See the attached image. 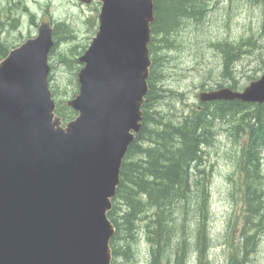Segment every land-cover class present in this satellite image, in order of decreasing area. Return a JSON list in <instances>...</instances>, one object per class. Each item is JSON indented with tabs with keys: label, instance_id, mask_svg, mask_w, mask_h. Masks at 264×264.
<instances>
[{
	"label": "water",
	"instance_id": "1",
	"mask_svg": "<svg viewBox=\"0 0 264 264\" xmlns=\"http://www.w3.org/2000/svg\"><path fill=\"white\" fill-rule=\"evenodd\" d=\"M96 1L98 30L67 101L75 118L64 124L50 89V15L0 61V264H112L108 213L142 127L155 11L154 0ZM199 97L264 103V73Z\"/></svg>",
	"mask_w": 264,
	"mask_h": 264
},
{
	"label": "trees",
	"instance_id": "2",
	"mask_svg": "<svg viewBox=\"0 0 264 264\" xmlns=\"http://www.w3.org/2000/svg\"><path fill=\"white\" fill-rule=\"evenodd\" d=\"M209 1L154 0L155 21L151 24L149 44L152 66L148 80L149 92L142 109V127L123 160L120 184L112 200L113 207L108 213L116 227L111 240L112 264H118L116 259L121 255L132 257V245L141 231H144L151 245V264H187L186 251L189 250L190 243L187 237L178 234L174 221L179 208L184 211L188 205L193 207L197 215L195 229L198 264L210 263L208 229L201 219V210H206L209 191L206 177L201 173L205 171V147L213 142L215 124L226 115L235 119L234 131L243 136V140H239L241 149L238 169L242 173V194L246 204L242 235L233 247L237 255L231 257L233 259L230 264L244 262L257 244V232L253 233L254 228L260 232L264 227V174L260 155V149L264 145V103H247L241 100L201 102L200 108H193L177 119L156 108L160 99L165 96L163 87L158 85V68L163 58L160 50L172 48V36L188 20H201L209 9ZM10 9L13 14L14 7ZM12 14L6 18L11 17L18 22V17H13ZM30 17L32 24L38 26L37 15L30 13ZM4 23L0 19V32ZM94 24L97 26L96 20ZM53 25L55 45L49 58L50 88L56 100V113L67 122L78 114L67 105V99L74 97L79 91L78 73L83 65L79 57L84 51L81 49L86 46L79 49L80 46L75 44L67 51L62 50L63 42L76 38L75 30L65 21L54 22ZM18 45L19 43H9L0 36V61ZM218 47L221 51L227 48L223 75L231 76L228 87L238 89L232 75V66L242 57V48L228 42ZM58 63L62 65L61 68ZM220 87H223L222 83L218 84V88ZM183 232H187L186 227ZM175 237L179 243H176Z\"/></svg>",
	"mask_w": 264,
	"mask_h": 264
},
{
	"label": "rangeland",
	"instance_id": "3",
	"mask_svg": "<svg viewBox=\"0 0 264 264\" xmlns=\"http://www.w3.org/2000/svg\"><path fill=\"white\" fill-rule=\"evenodd\" d=\"M258 1L260 0H210L209 9L201 20H188L172 36V48L160 50L163 58L158 68V85L163 87L165 96L156 106L158 110L162 109L177 119L193 108L201 107L200 92L218 88L220 83L223 87H228L231 76L223 75L227 48L221 51L218 47L227 42L242 48V57L232 66L238 90H243L251 81L262 76L264 3ZM11 7H14L13 14L10 13ZM100 8L101 4L97 1L85 4L81 0H0V19L5 21L0 36L9 43L21 44L38 31L39 25L32 24L30 13L37 15L39 24L41 18L49 14L53 24L65 21L75 30L76 38L63 42L61 49L67 51L75 44L81 49L85 45V49H81L84 53L98 29ZM11 14L18 17V22L11 17L6 18ZM95 20L97 26H94ZM57 65L62 67L59 63ZM234 123L235 119L230 115L220 118L215 124L212 144L205 147V171L201 175L206 177L209 195L206 210H201V219L208 229L209 264H230L233 259L231 257L237 255L233 247L241 238L245 224L246 204L242 194V173L238 169L241 149L239 140H243V136L235 133ZM260 155L264 174V145L260 149ZM196 216L191 205L184 211L179 208L175 215L174 223L178 234L190 239L189 250L186 251L187 264H198ZM262 223L264 226V219ZM185 227L187 232L184 234ZM255 232L257 244L254 250L244 262L237 264H264V227L260 232L255 227L253 233ZM131 253V258L125 255L118 257L117 263L151 264V245L144 231L140 232L137 241L133 243Z\"/></svg>",
	"mask_w": 264,
	"mask_h": 264
},
{
	"label": "bare ground",
	"instance_id": "4",
	"mask_svg": "<svg viewBox=\"0 0 264 264\" xmlns=\"http://www.w3.org/2000/svg\"><path fill=\"white\" fill-rule=\"evenodd\" d=\"M92 21V20H91ZM67 27V26H66ZM232 60V59H231ZM226 61V60H225ZM228 61V60H227ZM231 62V61H230ZM163 74V73H162ZM235 76V75H234ZM151 79V78H150ZM168 91H169V89H168ZM201 93V92H200ZM181 95V94H180ZM200 95V94H199ZM201 101V100H200ZM157 102V101H156ZM209 137V136H208ZM212 143V142H211ZM202 153H203V151H202ZM203 155V154H202ZM197 163H200V162H197ZM197 166V165H196ZM196 168V167H195ZM196 170V169H195ZM195 172V171H194ZM192 175H193V173H192ZM200 186V185H199ZM197 190V189H196ZM195 191V190H194ZM193 191V192H194ZM191 193V192H190ZM256 205H258V204H256ZM204 210V209H203ZM180 220V219H179ZM202 227V226H201ZM203 229V228H202ZM253 230V229H252ZM204 232V231H203ZM205 235V234H204ZM203 235V236H204ZM168 239V238H167ZM172 240V239H171ZM190 240V239H189ZM194 240V239H193ZM192 241V240H191ZM184 242V241H183ZM174 243V242H173ZM177 243H179L178 241H177ZM197 243V242H196ZM185 244V243H184ZM249 244H250V241H249ZM169 246V245H168ZM177 246V245H176ZM178 247V246H177ZM248 248V247H247ZM167 249V248H166ZM177 249V248H176ZM179 249V248H178ZM158 251V250H157ZM179 251V250H178ZM162 252H163V249H162ZM183 253V252H182ZM162 254V253H161ZM160 254V255H161ZM180 253H178V255H179ZM181 255V254H180ZM170 257V256H169ZM204 259L206 258L205 256L203 257ZM199 260V259H198ZM170 261V260H169ZM201 261H202V259H201ZM176 262V261H175ZM171 263H172V261H171ZM207 263H208V261H207Z\"/></svg>",
	"mask_w": 264,
	"mask_h": 264
},
{
	"label": "flooded vegetation",
	"instance_id": "5",
	"mask_svg": "<svg viewBox=\"0 0 264 264\" xmlns=\"http://www.w3.org/2000/svg\"><path fill=\"white\" fill-rule=\"evenodd\" d=\"M261 1V0H260Z\"/></svg>",
	"mask_w": 264,
	"mask_h": 264
}]
</instances>
